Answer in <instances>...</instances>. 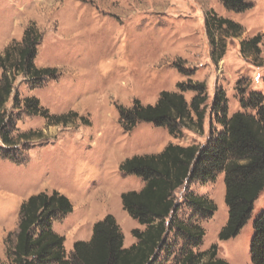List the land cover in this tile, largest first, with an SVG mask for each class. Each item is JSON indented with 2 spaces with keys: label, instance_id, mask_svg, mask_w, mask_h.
<instances>
[{
  "label": "rangeland",
  "instance_id": "374dc122",
  "mask_svg": "<svg viewBox=\"0 0 264 264\" xmlns=\"http://www.w3.org/2000/svg\"><path fill=\"white\" fill-rule=\"evenodd\" d=\"M248 4L243 11H233L221 0H0V53L35 23L42 39L34 62L56 69L53 76L39 80L18 76L5 104L12 143L0 138V264H12L7 237L15 238L20 204L38 192L57 190L73 204L72 212L52 221L53 230L65 237L68 258L75 234H83L90 222L107 213L115 217L125 242H137L131 231L140 224L123 210L120 194L140 190L143 181L122 174L121 162L157 153L168 143H208L223 128L222 114L212 108L218 92L226 98L227 117L237 111L255 113L241 103L250 92L264 96V0ZM209 13L240 24L241 32L214 29L212 45L205 25ZM255 35L261 36L259 53L242 52L241 41ZM181 82L205 85L202 133L185 128L174 137L167 127L145 121L123 130L119 107L129 108L136 99L153 105L166 90L182 92L190 103L197 92L181 91ZM15 95L18 107L13 106ZM25 97L37 98L52 115L69 114L67 123L49 124L28 113ZM187 184L175 193L177 220L200 225L203 239L194 245L195 239L173 228L154 264H178L188 249L204 251L212 244L217 245V257L230 264H252L253 221L264 208V191L240 232L219 240L228 215L223 172L214 181ZM188 192L206 197L216 210L202 216L187 201Z\"/></svg>",
  "mask_w": 264,
  "mask_h": 264
},
{
  "label": "trees",
  "instance_id": "16d2710c",
  "mask_svg": "<svg viewBox=\"0 0 264 264\" xmlns=\"http://www.w3.org/2000/svg\"><path fill=\"white\" fill-rule=\"evenodd\" d=\"M221 1L233 11H243L249 6L248 0ZM205 25L212 45L214 29L227 28L236 35L242 30L240 24L213 13L206 15ZM260 38L255 35L241 41V51L258 54ZM41 39V31L31 23L24 29L20 41L12 40L0 53V138L7 145L12 140L7 131L10 115H7L5 104L17 77L24 76L30 81L56 73L55 68L37 67L34 62ZM178 86L181 91L197 92L190 103L182 92L166 90L160 92L153 105H143L136 99L129 108L119 107L123 130L130 131L137 122L145 121L167 127L174 137L185 128L202 133L206 111L204 83L181 82ZM23 103L28 113L46 118L49 124L67 123L69 114L52 115L35 97H25ZM241 103L255 113L237 111L227 117L224 94H215L212 108L222 114L219 122L223 128L204 145L168 143L157 153L136 154L121 162L118 169L122 174L135 175L144 183L140 190L120 194L123 210L145 226L143 230L132 229L131 233L137 239L135 244L127 248L123 246L124 235L115 217L107 213L94 222L89 240L73 243L72 255L68 258L65 237L53 230L52 221L59 214L72 212L73 204L57 190L38 192L20 204L15 238L7 237L6 250L12 264H154L173 228L183 236L195 239L194 245H198L204 229L198 224L191 226L177 220L179 202L175 193L184 185L187 187L191 180L214 181L221 172L228 215L218 232V239L235 237L251 217L255 202L264 191V96L252 91L247 99H241ZM13 104L18 107L17 95ZM72 114L78 116L75 112ZM186 199L202 216L216 210L215 203L204 196L188 192ZM249 249L252 264H264V208L253 221ZM178 264L230 263L217 257V245L212 244L204 251L188 249Z\"/></svg>",
  "mask_w": 264,
  "mask_h": 264
},
{
  "label": "crops",
  "instance_id": "0c3cea01",
  "mask_svg": "<svg viewBox=\"0 0 264 264\" xmlns=\"http://www.w3.org/2000/svg\"><path fill=\"white\" fill-rule=\"evenodd\" d=\"M143 186V183L140 185V188ZM94 222L95 221H92V222H90L88 225H87V227H86V229H85V232L82 234V233H76L75 234V237H74V241H76V240H85V241H87V240H89L90 238H91V235H92V227H93V224H94ZM135 228H142V226L141 225H138V226H135ZM130 230V229H129ZM140 230H143V229H140ZM124 234V233H123ZM125 238H126V236H125V234H124V240H123V246L124 247H130L132 244H134L135 242H134V239H130V241L129 242H125ZM74 241H71V246L73 245V242Z\"/></svg>",
  "mask_w": 264,
  "mask_h": 264
}]
</instances>
